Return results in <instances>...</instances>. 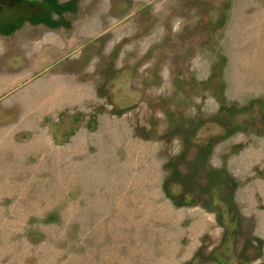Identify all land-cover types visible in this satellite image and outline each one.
I'll return each instance as SVG.
<instances>
[{"label":"rangeland","instance_id":"374dc122","mask_svg":"<svg viewBox=\"0 0 264 264\" xmlns=\"http://www.w3.org/2000/svg\"><path fill=\"white\" fill-rule=\"evenodd\" d=\"M0 35L38 47L18 80L0 39V264H264V0H0Z\"/></svg>","mask_w":264,"mask_h":264},{"label":"crops","instance_id":"0c3cea01","mask_svg":"<svg viewBox=\"0 0 264 264\" xmlns=\"http://www.w3.org/2000/svg\"><path fill=\"white\" fill-rule=\"evenodd\" d=\"M0 36H1L0 39H3V41H2L3 43L12 42L14 44L12 46H14L13 50H15V51L9 55H6V57L4 59L10 58V57L11 58L16 57L18 60H22L24 65H25V67H23L24 72H22L20 74V78H18V80L24 79V78L28 79L29 77H32L31 72L28 69V67L36 64V62H37V52H38L37 45L35 46L34 43L28 44L27 40H25L23 37H21V41H20L14 37L2 36V35H0ZM23 40H25V42ZM42 48H45V47L42 46ZM44 54L42 53V59L46 60L47 59L46 56H47L48 52L46 51V52H44ZM2 55L3 54L0 55V59L2 58ZM31 62H33V63H31ZM31 71H33L32 68H31ZM32 73L34 74V72H32ZM25 109H26L25 110L26 112L30 111L27 109V107ZM35 112H36V110L31 111V115L35 114ZM35 131H36V129H35Z\"/></svg>","mask_w":264,"mask_h":264}]
</instances>
